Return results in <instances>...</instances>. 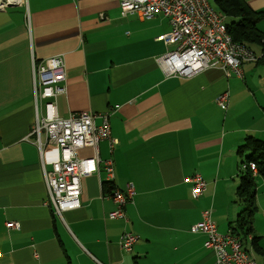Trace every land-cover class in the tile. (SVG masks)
<instances>
[{"label":"crops","instance_id":"crops-1","mask_svg":"<svg viewBox=\"0 0 264 264\" xmlns=\"http://www.w3.org/2000/svg\"><path fill=\"white\" fill-rule=\"evenodd\" d=\"M245 1L264 11V0ZM23 2L0 9V264H215L206 235L191 227L210 208L226 235L242 212L234 206L238 152L247 137L264 141V63L244 64L243 78L171 76L160 62L171 51L159 40L172 29L163 15L122 17L120 0ZM57 55L64 58L69 105L60 115L108 114L118 142L113 150L100 142V172L84 179L81 207L62 218L50 204L30 136L32 61ZM226 91L223 110L216 99ZM93 154L78 151L82 159ZM195 173L207 185L199 198L188 182ZM130 183L135 192L125 218L108 219L113 191ZM9 222L20 228L8 229ZM125 232L140 237L130 252L120 246ZM254 243L246 248L253 253Z\"/></svg>","mask_w":264,"mask_h":264},{"label":"built area","instance_id":"built-area-1","mask_svg":"<svg viewBox=\"0 0 264 264\" xmlns=\"http://www.w3.org/2000/svg\"><path fill=\"white\" fill-rule=\"evenodd\" d=\"M23 0H0V9L20 7ZM121 15H136L142 20H151L161 14L169 19L171 31L159 38L168 47L175 46L161 59V65L168 75L190 78L207 71L217 77L234 74L243 78V65L256 62L263 55H256L250 48L234 41L226 25V18L212 7L209 0H120ZM103 19V17H101ZM28 20V19H27ZM33 94L35 117L30 136L39 151L41 168L47 186L50 204L56 215L62 218L67 211L81 207L84 179L100 172L102 160L99 144L109 141L113 150L118 143L111 136L108 114L81 112L68 117L60 111L68 108L67 81L64 58L60 55L40 62L32 61ZM229 93L223 92L217 105L228 108ZM102 122L97 124V120ZM92 149L91 158H80L78 151ZM107 182L115 179L112 160L103 163ZM255 176L257 166L251 163L247 168ZM188 182L192 183V196L199 198L207 185L198 173ZM130 183L125 191L115 189L112 193L114 211L108 219L125 218V205L134 195ZM8 229H19L18 223H7ZM192 233H203L207 239L204 246L215 255V264H257L255 254L244 248L243 241L232 230L220 234L212 220V210H205L200 222L191 227ZM139 236L125 232L120 246L126 252L132 251ZM252 241V236L249 238ZM1 256V250H0Z\"/></svg>","mask_w":264,"mask_h":264},{"label":"trees","instance_id":"trees-1","mask_svg":"<svg viewBox=\"0 0 264 264\" xmlns=\"http://www.w3.org/2000/svg\"><path fill=\"white\" fill-rule=\"evenodd\" d=\"M214 4L216 10L225 16L227 29L234 41L247 46L255 54L263 55L259 62L264 63V32L258 28L259 23L264 20V11L252 10L245 0H214ZM244 149L250 150V154L246 158ZM238 154L243 158L241 165L248 168L251 163H254L258 170L257 176L264 178V141L247 137ZM257 176H254L249 169L239 170L238 173L239 186L236 198L237 203L242 206V212L233 223L232 228V232L238 237H247L253 232V216L258 209L255 201ZM254 246L256 252L263 257L264 263V250L257 247L256 242Z\"/></svg>","mask_w":264,"mask_h":264},{"label":"rangeland","instance_id":"rangeland-1","mask_svg":"<svg viewBox=\"0 0 264 264\" xmlns=\"http://www.w3.org/2000/svg\"><path fill=\"white\" fill-rule=\"evenodd\" d=\"M209 1L211 3L212 7L216 9L215 4H214V0H209ZM259 27L263 30L264 24H259ZM175 49H176L175 46H171L170 47V50L171 51H174ZM260 59L261 58H259L258 60H260ZM259 69H263V68L260 67ZM61 116H64V115H61ZM250 137H253V138H257L258 139V137H254V136H250ZM244 152H245V158L248 157L249 154H250V150L249 149H244ZM241 162H242V159H241ZM242 166L243 165L240 164L239 170H242ZM242 171H244V170H242ZM256 182H257V192H256L257 195H256L255 201H256V204H257L258 209H257V211L255 212V214L253 216V225H252L253 232H252L251 235L248 236L247 239H242V241L244 243V248H247V249L252 245L253 241H255V242L257 241V244L259 243L260 246L262 244H264V218H263L264 217V178L262 176H259L256 179ZM236 204H238V203H236V201H235L234 202V206L235 207H238ZM208 210H210V208ZM236 219L234 220V222L236 221ZM257 221H259V222L257 223ZM251 236H252V239H253L252 241L249 240V238ZM245 240H248L247 242H250L251 243V245L249 247H248V243ZM254 254H255L256 259H257L256 263L257 264H263L262 257L257 252H255Z\"/></svg>","mask_w":264,"mask_h":264},{"label":"water","instance_id":"water-1","mask_svg":"<svg viewBox=\"0 0 264 264\" xmlns=\"http://www.w3.org/2000/svg\"><path fill=\"white\" fill-rule=\"evenodd\" d=\"M9 8H12V6H10Z\"/></svg>","mask_w":264,"mask_h":264}]
</instances>
